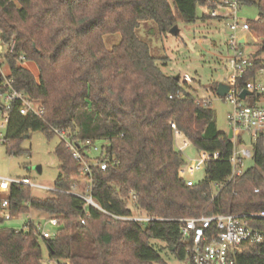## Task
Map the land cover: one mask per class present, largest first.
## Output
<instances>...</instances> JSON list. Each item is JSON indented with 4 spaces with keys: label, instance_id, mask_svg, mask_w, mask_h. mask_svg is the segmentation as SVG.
Masks as SVG:
<instances>
[{
    "label": "trees",
    "instance_id": "1",
    "mask_svg": "<svg viewBox=\"0 0 264 264\" xmlns=\"http://www.w3.org/2000/svg\"><path fill=\"white\" fill-rule=\"evenodd\" d=\"M205 2L0 0V37L15 41L7 57V79L43 108L37 117L21 115L20 101L11 104L3 139L7 153H22L19 143L31 132L50 139L65 131L77 143L102 141L99 160H106L108 167L91 170L95 203L116 216L135 211L155 218L148 223L116 221L93 207L87 208L86 217L84 203L74 196L57 192L39 199L29 187L13 186L8 198L12 216L41 212L63 229L43 240L31 221L26 230H14L0 219V264H43L42 246L47 264H153L160 256L151 240L164 242L178 261H186L189 243L181 241L175 220L264 214V140L252 145L253 165L229 180L233 145L216 129L211 104L197 105L190 86L165 75L138 37L144 21L154 22L161 35L171 33L178 20L194 23L197 8ZM247 5L258 10V20L247 22L264 51V0ZM201 19L211 18L203 14ZM116 34L120 42L107 49L104 37ZM20 54L34 63L38 76L20 65ZM253 56V68L236 80L238 90L262 69L259 55ZM2 84L0 78V95L7 91ZM171 124L202 154H218L205 163L204 179L197 184L187 185L179 176L185 162L175 149ZM54 155L59 163L54 188L69 191L82 178L81 168L62 140ZM215 185L220 186L216 192ZM252 226L262 241L237 255L236 264H264V218H254Z\"/></svg>",
    "mask_w": 264,
    "mask_h": 264
},
{
    "label": "built area",
    "instance_id": "2",
    "mask_svg": "<svg viewBox=\"0 0 264 264\" xmlns=\"http://www.w3.org/2000/svg\"><path fill=\"white\" fill-rule=\"evenodd\" d=\"M261 0H206L201 7L203 14L216 19L218 21L229 20V40L228 50L232 52V57L227 62L230 74L227 78V84L230 91L224 97L226 101L232 106V111L228 114V125L232 131L233 137L231 139L233 150L230 158L232 166V175L229 180L238 176L242 172V162L244 159H251L253 155L251 149H245L241 146V135L248 134L254 144L258 139L264 140V85L253 82L245 84L243 89L236 88V80L241 78L248 70L253 68L251 56L244 54L241 47L248 44V34L250 29L247 21H241L238 18V13L244 5L248 3H257ZM247 34V35H246ZM244 39V43L240 44V39ZM15 49V41L13 39L4 41L0 37V67L2 64H7V57L13 54ZM19 63L26 61L25 56L20 54L17 58ZM183 82H189L187 75L182 78ZM7 91L0 95V115L3 116L1 128L5 127L8 121L6 111L10 109L14 101H20L22 107L20 109L21 115L32 113L40 117L43 112L41 106L35 105L22 93L17 92L13 88V80L4 78L2 84ZM247 90L251 93L249 96H255L256 102H261L262 105L248 106L245 102L249 96L244 100L239 98L240 93ZM179 98H183V94H178ZM171 98V97H170ZM197 105H210L209 98L200 99L197 97ZM6 115H5V114ZM173 129L174 144L176 139L183 138L182 134L176 129L174 124H171ZM60 140L65 143L67 150L71 153L73 160L80 166L81 179L75 180L69 191H58L55 188L51 189L44 186H38L30 182L29 179L12 180L0 177V219L10 221L16 216H12L9 206V193L13 186H27L30 189H38L42 191L54 193H64L80 199L84 203V214L89 216L88 207L100 211L104 215L116 221H128L135 223H148L155 221V218L148 216L141 212H132L131 216L123 217L116 216L104 211L92 198V168H99L101 171H106L108 162L106 160H99L92 158V153L101 152V148L95 145V141L85 140L83 142H75L68 138V133L65 131H56ZM185 140V139H184ZM252 144V145H253ZM186 146V143H183ZM179 152L181 151L178 148ZM218 158L215 153L211 156L202 154V161L204 163L213 161ZM185 173L184 167L179 171L180 178L183 179ZM218 189L220 186L215 185ZM132 201L135 196L131 195ZM254 218H264L263 213L248 214V215H233V214H218L213 216H201L198 218H183L177 219L180 224L181 241L189 243L187 249L186 261L190 264H236L235 259L237 255L243 254L250 250L256 244L261 243L262 236L258 230L252 226ZM84 224V220L80 221ZM49 225L54 228L59 227L55 218H49ZM57 232L50 234L46 231H40L36 228L35 235L43 240H50L54 238Z\"/></svg>",
    "mask_w": 264,
    "mask_h": 264
},
{
    "label": "rangeland",
    "instance_id": "3",
    "mask_svg": "<svg viewBox=\"0 0 264 264\" xmlns=\"http://www.w3.org/2000/svg\"><path fill=\"white\" fill-rule=\"evenodd\" d=\"M169 2L171 0H168ZM197 20L192 24H184L177 21V33L161 35L154 22L144 21L138 30V37L147 43L150 54L157 59V65L161 71L168 76L179 75L182 78L187 75L190 79L187 84L192 92L199 97L211 100V110L214 115L216 129L219 132L228 134V114L232 111V106L224 98L215 95L216 87L219 83H226L230 71L227 62L232 57V52L228 50L229 40V20L218 21L216 19H201L203 11L197 8ZM258 10L255 6L244 5L238 13L241 21L258 20ZM247 35V34H246ZM248 44L241 49L247 56L258 54V60L262 62V69L258 70L253 83L264 85V51L262 50L261 40L250 32L248 34ZM120 35H109L104 37V44L107 49L112 48L120 42ZM254 39V41L252 40ZM23 68L38 76V71L34 63L23 62ZM10 67L4 63L0 67V78H8ZM183 83V80H180ZM263 101V100H262ZM256 102L255 96H249L245 105H262L263 102ZM5 114V113H4ZM6 115V114H5ZM3 116L0 115V125ZM6 126L0 127V177L20 180L29 179L35 185L54 189V182L59 175V163L54 155V148L60 142V136L47 139L40 132H31L27 138L19 143L22 151L19 155H9L3 144ZM186 146H183V143ZM252 140L248 134L241 135V146L251 149ZM95 145L101 148L105 145L102 141H95ZM183 156L185 173L183 180L187 185H194L204 179L205 163L202 161V153L192 144L178 138L175 141V149L179 150ZM92 158L99 157V153H92ZM253 165L251 159H244L242 171ZM41 168L37 173L36 167ZM216 187L213 191L216 192ZM32 197L44 199L52 194L46 191L31 189ZM31 223L40 231L53 234V227L49 225V217L41 212L30 211L28 214L17 215L14 219L6 221L4 226L14 230H26L27 222ZM150 244L159 251L160 260L153 264H187L186 261H178L173 254L165 249V243L158 240H151ZM42 263H48V254L42 246Z\"/></svg>",
    "mask_w": 264,
    "mask_h": 264
},
{
    "label": "water",
    "instance_id": "4",
    "mask_svg": "<svg viewBox=\"0 0 264 264\" xmlns=\"http://www.w3.org/2000/svg\"><path fill=\"white\" fill-rule=\"evenodd\" d=\"M176 33H177V28L175 27V28H173V29L171 30V34H176ZM243 43H244V39L241 38V39H240V44H243ZM254 57H255V56H253V58H254ZM173 79H174L175 81H179V80H180V76H179V75H176V76L173 77ZM229 91H230V87H229L227 84L219 83V84L217 85V87H216L215 95H216L218 98H224V97L228 94ZM249 95H251L250 92H248L247 90H243V91L240 93L239 98H240L241 100H244L245 97H246V96H249ZM27 137H28V136L26 135L24 138H27ZM227 137H228L229 140L232 139L233 134H232V131H231V130H229V132H228V134H227ZM35 170L37 171V173H40V172H41V168H40L39 166L36 167ZM62 229H63V227H62V226H59V227L54 228V231L59 232V231H61Z\"/></svg>",
    "mask_w": 264,
    "mask_h": 264
},
{
    "label": "crops",
    "instance_id": "5",
    "mask_svg": "<svg viewBox=\"0 0 264 264\" xmlns=\"http://www.w3.org/2000/svg\"><path fill=\"white\" fill-rule=\"evenodd\" d=\"M250 35V34H249ZM254 41V39H252Z\"/></svg>",
    "mask_w": 264,
    "mask_h": 264
}]
</instances>
